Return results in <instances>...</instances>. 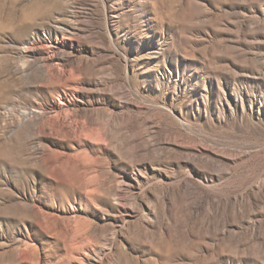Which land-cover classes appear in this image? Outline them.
I'll return each mask as SVG.
<instances>
[{
    "label": "rangeland",
    "instance_id": "obj_1",
    "mask_svg": "<svg viewBox=\"0 0 264 264\" xmlns=\"http://www.w3.org/2000/svg\"><path fill=\"white\" fill-rule=\"evenodd\" d=\"M0 264H264V0H0Z\"/></svg>",
    "mask_w": 264,
    "mask_h": 264
}]
</instances>
